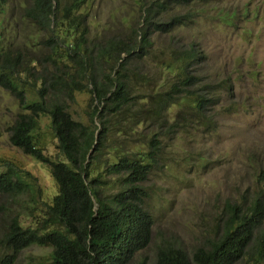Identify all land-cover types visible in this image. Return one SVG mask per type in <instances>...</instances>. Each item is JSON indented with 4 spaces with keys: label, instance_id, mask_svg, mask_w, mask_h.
Here are the masks:
<instances>
[{
    "label": "trees",
    "instance_id": "obj_1",
    "mask_svg": "<svg viewBox=\"0 0 264 264\" xmlns=\"http://www.w3.org/2000/svg\"><path fill=\"white\" fill-rule=\"evenodd\" d=\"M89 2L17 0L19 22L13 11L4 16L11 1L0 0V89L18 108L9 143L47 167L57 186L50 202L23 214L18 199L34 196L36 186L5 161L0 264H16L33 245L51 248V264H150L138 257L153 235L144 183L163 164L164 140L188 127L186 110L196 128L215 129L220 90L205 72V52L170 36L192 19L189 11L169 13L191 0H134L139 17L130 33L93 38L82 10ZM148 59L160 68L156 77L148 74ZM83 92L87 124L70 113ZM181 106L171 120L172 108ZM41 116L50 120L55 155L34 137ZM257 180L264 186V167ZM221 219L190 254L171 235L160 239L151 264H264V193L247 205L227 202Z\"/></svg>",
    "mask_w": 264,
    "mask_h": 264
},
{
    "label": "rangeland",
    "instance_id": "obj_2",
    "mask_svg": "<svg viewBox=\"0 0 264 264\" xmlns=\"http://www.w3.org/2000/svg\"><path fill=\"white\" fill-rule=\"evenodd\" d=\"M10 1L4 16L13 11L19 21L17 0ZM82 10L88 15L92 38L121 35L120 29L130 33L139 17L134 0H90ZM188 11L192 21L170 36L200 45L207 57L205 72L213 86L219 85L221 100L213 111L216 125L210 132L192 125L197 118L186 110L188 127L164 140L163 164L144 183L153 235L138 257H146L150 264L160 239L171 235L190 254L222 222L227 202L247 205L256 192L264 193L257 180L264 167V0H191L188 7H175L169 14ZM164 47L165 38H155L153 55L159 57ZM145 62L148 74L156 77L160 68L152 59ZM88 99L87 93H76L70 106L73 118L86 124ZM181 108H172L171 120ZM17 112L16 101L0 89V171L10 161L28 173L37 190L34 196L18 199V208L29 214L40 200L50 202L57 186L47 167L10 145L7 129ZM34 137L46 155H55L56 140L47 116L38 120ZM4 201L0 197V207ZM31 220L24 218L25 225ZM50 253L51 248L33 245L20 253L16 264H51Z\"/></svg>",
    "mask_w": 264,
    "mask_h": 264
}]
</instances>
